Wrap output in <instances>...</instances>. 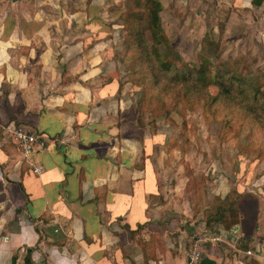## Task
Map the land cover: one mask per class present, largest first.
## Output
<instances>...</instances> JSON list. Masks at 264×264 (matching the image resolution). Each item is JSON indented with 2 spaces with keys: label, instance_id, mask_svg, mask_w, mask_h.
<instances>
[{
  "label": "crops",
  "instance_id": "crops-1",
  "mask_svg": "<svg viewBox=\"0 0 264 264\" xmlns=\"http://www.w3.org/2000/svg\"><path fill=\"white\" fill-rule=\"evenodd\" d=\"M69 1L0 0V258L4 264H10L14 255L15 264H24L27 248L32 249L34 264H189L192 235L210 229L198 209L209 208L213 197L225 198L232 189L237 191V221L229 228L214 224L210 235L225 232L226 237L207 242L202 258L215 264H264V169L255 168L241 188L231 177L209 170L210 183L201 189L191 187L187 176H177L171 187L178 191L173 197L179 214L164 219L168 212L155 206L168 204L171 190L165 191L156 177L158 169L151 168L152 151L147 147L153 143L140 123L126 115L129 107L122 105V97L90 86L100 61L91 53L88 60L96 62L81 66L88 58L81 52L86 39L76 40L71 34L74 29L86 36L87 11L79 5L68 12ZM76 1L85 6V0ZM234 1L243 11L248 6L260 13L264 10V1L260 6L252 0ZM227 2L230 5L231 0ZM23 5L27 6L19 8ZM13 14L15 24L6 28L2 21ZM67 14L77 21L65 20L62 27V16ZM19 16L30 20L33 45L41 42L45 52L22 54L20 48L30 44L19 36L23 31ZM67 31H72L68 37ZM56 46L61 53L48 52ZM61 62L68 63L66 71L59 68ZM15 97L21 101L17 103ZM12 124L30 127L44 142L32 157L45 168L40 174L22 161L8 132ZM157 160H163L162 155Z\"/></svg>",
  "mask_w": 264,
  "mask_h": 264
},
{
  "label": "rangeland",
  "instance_id": "rangeland-1",
  "mask_svg": "<svg viewBox=\"0 0 264 264\" xmlns=\"http://www.w3.org/2000/svg\"><path fill=\"white\" fill-rule=\"evenodd\" d=\"M158 1L163 3L159 12V23L165 33L163 38H154L149 30L152 26L149 9L153 5L148 0H96L95 3L85 0V6L71 0L67 2L68 12L79 5L87 11L84 18L86 36L74 29L72 34L67 31L66 36L71 34L77 36L76 40L86 39V45L81 44V52H85L84 56L88 58L82 60L81 66L96 62L88 60L91 53L100 61L97 62L98 67L100 64L98 74L89 79H93L90 86L97 91L104 88L115 98L122 97V105L129 107L128 113L127 110L124 113L126 111L127 116H133L140 123L145 129L146 138L153 143L147 147L152 151L151 168L158 169L156 177L165 191L171 190L168 195L170 202L155 207L167 211L163 218L169 221L175 218L174 214H179L174 204L176 198L173 197L178 191L171 187L176 183L177 176H187L191 187L201 189L210 183L209 170L231 177L232 183L241 188L245 181L254 176L255 168L264 169V124L253 132L246 126L238 128V122L235 128L224 129L221 122L226 118V111L222 106L216 110L207 103L203 94L192 97L187 93L192 81L198 78L197 70L202 66L206 71L210 95L218 91L217 85L211 82L214 72L221 79L240 74L246 78L247 84L257 80L256 83L264 89V10L260 13L248 6L243 11L233 4L234 0L230 5L228 0ZM21 17L18 22L22 24L23 31L19 36L28 38L24 43L30 44L20 48L22 54L27 55L31 51L33 55H39L45 52L41 42L37 43L38 46L33 45L31 37L34 32L31 34L30 20ZM65 20L72 24L77 17L73 14L62 16V27ZM2 23L10 28L15 24V15H7ZM55 25L59 26V23ZM165 35L169 47L163 44ZM58 49L61 53L57 46L47 50L56 53ZM155 50L160 55L170 57V69H152L157 62ZM61 63L59 68L66 71L68 63ZM70 76H66L67 79ZM161 77L168 88L161 86L156 89L151 83L160 82ZM15 99L17 103L18 99L21 101L20 97ZM174 107L179 109L178 113L172 111ZM159 155L163 157L160 162L157 160ZM44 169L43 166L41 172ZM245 172L247 175L242 181ZM236 195L237 191L232 189L228 199L234 200ZM216 197L209 202L211 206L218 204ZM185 210L182 208V211ZM234 211L230 212L229 219L236 216ZM214 226L210 225L208 231L202 229L199 232L211 234ZM153 227L154 230L158 228ZM0 264H4L2 258Z\"/></svg>",
  "mask_w": 264,
  "mask_h": 264
},
{
  "label": "trees",
  "instance_id": "trees-1",
  "mask_svg": "<svg viewBox=\"0 0 264 264\" xmlns=\"http://www.w3.org/2000/svg\"><path fill=\"white\" fill-rule=\"evenodd\" d=\"M148 1H150L153 5L149 9L152 24L149 30L154 38L161 36L163 38L165 33H163L164 30H162L163 28L159 23V12L162 8L161 4L158 0ZM263 1L264 0H252V4L255 6H260ZM167 39L168 38L166 36L163 44L164 46L169 47ZM154 55L157 59V62L154 64L155 67L152 69L157 71L170 69V57L160 55L159 51L157 50H155ZM231 69L235 71L236 68ZM205 72L206 71L203 69V66L197 70L198 78L192 81L189 89H187V93L192 97L203 94L207 103L216 110L222 106L226 111V118L222 119L221 122L222 128H235V124L238 122V128L241 129L243 126H246L253 132L259 126L264 124V89L256 83L257 80H251V82L247 84L245 81L246 78L242 77L240 74L235 73L234 75L229 77L225 76L224 79H221L219 78L217 72H214L212 74L211 82L217 85L218 91L215 95H210L207 90L208 79L205 78ZM151 83L156 87V89L161 86L168 88V84L162 80V77L160 82L154 81ZM236 87H241V89L237 90ZM172 111L174 113H178L179 109L174 107ZM228 197L229 196H226L222 199L220 197H216L218 199L215 201H218V204L213 203L212 206H209V208L198 209L203 211L201 218L205 221L206 227L210 228V225L220 222L225 228H229L237 221V215L232 217L233 219H229L230 212L235 210L234 204L236 197L234 200H230ZM227 200L230 201L227 202ZM234 213H236V211H234ZM31 252L32 249H26L24 264H34ZM15 259V255L12 256L11 264H15ZM198 264H215V262L208 259L207 257H203Z\"/></svg>",
  "mask_w": 264,
  "mask_h": 264
},
{
  "label": "built area",
  "instance_id": "built-area-1",
  "mask_svg": "<svg viewBox=\"0 0 264 264\" xmlns=\"http://www.w3.org/2000/svg\"><path fill=\"white\" fill-rule=\"evenodd\" d=\"M10 137L16 148L21 154L22 161L31 166V170L39 174L43 169L42 164H35L32 157L36 154L37 147L44 143L39 135H37L30 127L21 124H12L8 127ZM206 231V230H204ZM219 237H226V233H219V236H211L210 234H203L196 232L192 235L188 250L189 264H197L202 258L203 252L206 248L207 242ZM250 253V251H247Z\"/></svg>",
  "mask_w": 264,
  "mask_h": 264
}]
</instances>
